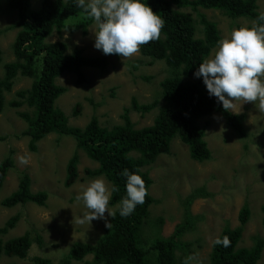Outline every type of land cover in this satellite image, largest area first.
I'll return each instance as SVG.
<instances>
[{
  "label": "trees",
  "instance_id": "obj_1",
  "mask_svg": "<svg viewBox=\"0 0 264 264\" xmlns=\"http://www.w3.org/2000/svg\"><path fill=\"white\" fill-rule=\"evenodd\" d=\"M17 13V21L10 29H17L12 43L14 60L4 63L3 76L0 78V113L5 107L17 110V116L26 124L21 136L28 137V150L36 153L38 143L50 134L70 136L76 143V150L97 163L95 169H86L89 177L104 176L110 184L119 186V191L111 195L109 206L115 215L110 216L109 226L93 244L76 242L60 264L71 261L81 264H183V258H177L176 251L182 249L185 257L190 255L189 243L182 241L183 236L193 229L194 215L190 207L195 198L207 196L203 188H195L183 200V221L178 223L168 237L143 241L142 228L149 218V208L157 201L150 196L152 179L144 167L154 163L159 155L170 153V144L178 138L188 147L190 158L198 163L209 161L212 154L204 140V129L198 124L200 118L219 114L227 126L239 138L246 137L244 120L246 115L225 112L222 103L215 97H209L202 78L192 81L199 64L206 59L219 40L220 32L213 21L202 12L215 10L230 19L244 18L256 20L262 14L258 11L257 0H143L154 13L164 21L159 40L141 46L140 54L155 61H163L169 75L160 82V99L152 103L140 104L132 98L130 106L124 107L120 115L121 123L111 127L101 126L96 116H92L83 127H71L67 117L55 106L56 100L66 92L56 80L65 73L74 74L76 84L85 81L83 68L104 70L107 60L104 57H86L83 50L74 47L71 52L62 41H46L53 33L62 30L80 31L87 35L88 28L95 24L83 9L75 6V0H42L38 9L31 8L30 0H4ZM200 25L202 37H196V26ZM240 27V25H236ZM98 30V29H97ZM3 33L0 30V35ZM0 50V63L2 62ZM112 56H118L113 54ZM39 65V69L36 65ZM31 79L29 88L14 92L6 101L7 93L17 77ZM148 80L149 78L143 77ZM6 95V96H5ZM27 106L30 112L20 111ZM80 105L76 104L74 116L79 115ZM157 109L152 124L137 128L130 112L145 115ZM5 138L0 136V142ZM79 156L73 153L65 168L63 185L71 187L79 179ZM14 161L11 151L0 162V183ZM124 169L138 172L145 181L148 195L143 205H138L132 215L122 218L118 204L125 191ZM48 194L44 191L32 192L31 179L22 172L18 185L2 201L5 207L17 204H35L45 206ZM262 226L264 228V204L261 206ZM250 217L247 204L238 212V226H225L217 240L228 238V245L214 242L209 255L210 264H259L264 249V237L255 236L250 247H238L244 226ZM17 216L8 219L0 227V256L25 259L33 243L42 246L39 235L32 237L31 232L4 241L1 236L11 229ZM159 224L162 223L160 218ZM90 260H85L87 256ZM33 264H51L50 260L32 258Z\"/></svg>",
  "mask_w": 264,
  "mask_h": 264
},
{
  "label": "rangeland",
  "instance_id": "obj_2",
  "mask_svg": "<svg viewBox=\"0 0 264 264\" xmlns=\"http://www.w3.org/2000/svg\"><path fill=\"white\" fill-rule=\"evenodd\" d=\"M41 1L30 0L31 8L38 9ZM257 5L258 11L264 13V0H257ZM202 12L216 24L220 40L230 36L236 25L252 23L244 18L230 19L215 10ZM16 21V11L0 0V30L3 31L0 35V78L3 76L2 65L14 60L12 43L18 30L10 27ZM196 28V37H202L201 26L197 25ZM95 31L97 27L94 24L88 28L86 36L80 31L62 30L60 34L54 32L46 39L49 43L64 42L69 52L78 47L86 57H104L107 60L104 70L83 68L85 81L80 85L76 84L75 75L70 73L56 80L58 85L66 88V92L56 100L55 106L64 113L71 127L83 128L92 116H96L104 127L120 124L122 109L130 106L132 98H136L140 104L155 100L162 103L160 82L169 75L165 63L144 57L140 51L129 58L104 55L94 48ZM217 47L218 44L207 58L214 55ZM36 67L39 69L40 66L37 64ZM30 85L31 79L18 76L12 92L6 94V101L13 97L15 91L29 88ZM76 104L80 105L78 116L73 115ZM20 111L30 112L27 106H23ZM157 112L155 109L140 115L131 111L130 116L135 126L141 128L151 125ZM231 112H245V138H239L217 113L198 120L212 154L209 161H193L188 147L174 138L168 155H159L154 163L143 168L152 179L149 194L157 201L150 206L149 218L142 228L145 242L149 243L155 237L170 236L175 226L183 221L182 203L185 197L195 188L205 190L207 196L195 198L191 204L193 229L182 238L184 243L191 245L190 255L195 257L192 264H210L213 243L226 225L231 228L238 226V212L243 204L248 205L250 217L238 247H250L255 236L264 237L261 222V206L264 204V109L260 108L259 101L237 100ZM25 129L26 124L17 116V110L6 106L0 113V136L5 138L0 142V162L11 151L14 166L0 183V227L5 226L8 219L15 216L17 219L1 238L6 241L31 232L32 237L39 235L43 244L39 246L33 243L27 257L22 260L1 255L0 264H33L34 257L50 260L51 264H60L72 244L95 243L109 225L110 216L107 212L104 219L79 223V218L87 210L76 200V196L82 193L90 181L105 177L84 174L86 169H95L98 164L83 151H77L76 143L70 136L50 134L38 143L36 153L29 152V138L21 136ZM76 152L79 156V179L67 188L63 185L65 168L69 158ZM21 156H27L29 162L22 164L19 159ZM22 172L29 175L32 192L44 191L48 194L45 206L29 203L5 207L2 204L16 190ZM110 208L113 210V207ZM160 218L161 224L158 223ZM176 256L186 259L182 249L176 251ZM90 259V255L85 258ZM70 264L81 263L71 261ZM259 264H264V249Z\"/></svg>",
  "mask_w": 264,
  "mask_h": 264
},
{
  "label": "clouds",
  "instance_id": "obj_3",
  "mask_svg": "<svg viewBox=\"0 0 264 264\" xmlns=\"http://www.w3.org/2000/svg\"><path fill=\"white\" fill-rule=\"evenodd\" d=\"M75 6L94 20L98 29L94 32V48L104 55L129 58L137 54L141 46L160 39L165 24L143 0H75ZM193 75L195 79L202 78L209 97L222 103L225 112L233 110L237 100L259 101L260 108L264 109V13L222 38L214 55L204 59ZM19 159L22 164L29 162L27 156ZM121 175L125 178L126 195L117 207L119 215L127 218L138 205L144 204L148 189L138 172L124 169ZM118 191V185L109 187L103 177L90 181L76 196L77 202L87 210L78 222L104 219L106 212L113 217L115 212L109 207V200ZM228 242L227 237L216 241L224 246ZM194 259L189 255L183 264H192Z\"/></svg>",
  "mask_w": 264,
  "mask_h": 264
}]
</instances>
